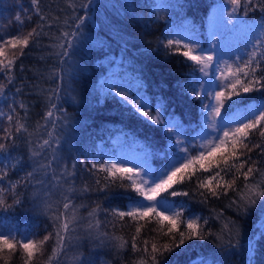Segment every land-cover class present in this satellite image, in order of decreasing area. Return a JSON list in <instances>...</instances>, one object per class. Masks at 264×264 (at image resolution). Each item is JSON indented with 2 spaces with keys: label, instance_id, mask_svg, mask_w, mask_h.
Returning a JSON list of instances; mask_svg holds the SVG:
<instances>
[{
  "label": "trees",
  "instance_id": "obj_1",
  "mask_svg": "<svg viewBox=\"0 0 264 264\" xmlns=\"http://www.w3.org/2000/svg\"><path fill=\"white\" fill-rule=\"evenodd\" d=\"M11 1L8 8L12 6V9H16V16L19 15L24 21L23 24L16 23L22 30L21 35H27L38 25L43 26L46 35H41L35 41L30 40L23 55H19L17 49L15 53L19 58L12 69V83L8 82L4 73H0V84L5 85L0 94V109L5 114L0 116V137L4 136L3 129L11 127L15 138L14 146L11 140L0 139V143L7 145V151L0 153V159L8 157L3 159V165L6 166L3 170L7 171L8 177L2 186L7 187L8 180H20L27 172L34 171L36 161L46 163L51 160V149L43 150L38 157H33L31 153L32 150H39L36 149V144L48 138V131H53V120L56 121L54 135L59 138V145H53L58 148L55 153L57 160L53 162L47 176L37 172L32 184L18 186L16 191L22 203L14 204L12 194H6L7 204L13 207L7 210L0 208V226L2 221L8 220L4 228L17 239L35 233L30 237L42 240L44 235L52 231L45 212V200L49 197L43 195L44 190L36 180L43 179L46 186H52L50 202L61 200V191L71 185L76 189L71 196L73 203L87 206L79 209L80 214L87 216V212L99 204L101 211L97 218L102 225L100 231L124 236L129 241V247L118 254L109 242L81 239L78 246L69 249L67 256L60 259L64 264H133L142 255L133 253L130 248L136 224L127 217L122 222L117 221L111 215V210H126L128 204L141 198L130 187V181H106L105 173L95 170L90 172L89 169L93 163L106 164L102 162L101 156L105 153L113 154L112 147L116 143L114 140L119 138L137 142L147 151L146 155L153 167L166 164L171 151L168 147L169 137L166 136L168 127L162 122L153 123L142 117L131 105H125L108 87V82L110 79L122 81L129 93H134L150 110L156 105L160 108L161 116L167 114L168 117H176L182 127L181 131L184 130L183 134L187 136L190 151L193 152L195 146L191 139L201 128L198 118L203 106L209 104L210 98L205 102L208 95L194 90L197 86L193 81L195 63L165 45L170 39H179L180 30L186 34L207 33L213 6L217 2L172 0L176 9L175 16H168L156 12V0H93L87 8L80 5H88V0H74L75 10L68 7V0H41L39 6L46 18L60 17L59 23H54L48 19L41 21L31 0ZM75 16L87 18L78 31L69 56L58 57L54 53L61 49L53 48L52 45L58 43L56 38L62 31L74 30L73 21H69L71 28L64 21ZM238 16H241L239 19L244 27L243 36L248 41L246 44L253 50L260 25L264 24V13L259 9L249 10L245 16L242 9ZM262 74L264 73L257 72L258 76ZM233 98L226 101L229 105L225 111L251 109L258 101L264 100V90L242 93ZM21 103L25 108H20ZM51 103H55L57 107L52 109L53 117L46 121L44 117ZM7 115L14 117L11 124ZM17 116L28 127V133L15 132ZM249 141V147L264 144L259 130L250 134ZM239 151L246 153L240 156L241 161L248 156L252 158L245 165V171L253 164L264 171V155L260 149L254 148L250 153L245 149ZM43 157H47V160ZM73 164L75 175L66 177L68 184H64L61 189L52 180V175L59 176L65 167L73 171ZM12 165L16 167L13 168ZM196 175L205 177L212 173L199 170ZM97 179L100 180L99 185L96 183ZM224 179L231 181L233 176L229 173ZM260 179L259 173H253L249 177V183H256ZM244 183L243 177H240L234 185L237 191L229 189L226 195L219 198L209 196L203 203V198L197 192L196 177L174 186L178 191L189 193L187 197H168L176 209L185 210L182 219L202 217L200 224L205 234L210 232L212 235L206 240L186 241L185 251L179 255L175 252L168 254L166 259L172 264H264V202L258 199L257 204L245 213L239 195ZM85 184L90 191H82ZM38 191L39 199L34 197V193ZM161 196H166V193ZM59 207L62 210V204ZM204 220L208 221L207 225H204ZM225 224L230 232L227 229L221 231ZM157 227L153 222L142 228L139 239L149 240V250L153 237L161 243L168 239L157 236L153 231ZM180 230H184L183 224H180ZM220 235L223 236V241L216 239ZM229 238L230 245L226 243ZM53 244V240L45 244L43 256L38 257L34 264H44L51 254ZM176 252L180 250L177 249ZM23 259L17 248L8 264H23ZM0 264H4L2 258Z\"/></svg>",
  "mask_w": 264,
  "mask_h": 264
},
{
  "label": "snow or ice",
  "instance_id": "obj_2",
  "mask_svg": "<svg viewBox=\"0 0 264 264\" xmlns=\"http://www.w3.org/2000/svg\"><path fill=\"white\" fill-rule=\"evenodd\" d=\"M93 0H88V5H80V7L87 8ZM41 0H31V4L34 7L36 14L41 21L46 19L59 23L60 17H45L42 14L40 8ZM228 3L232 6V12L229 13V19L235 17L236 13L243 9L244 15L248 14L249 10L259 9L264 13V0H228ZM68 7L75 10L74 0H68ZM87 17L75 16L69 17L64 21V24L71 28L72 24L69 21L75 23L73 31H62L60 36L57 37L58 43L52 45L53 48H59L61 51L55 52L54 55L58 57L69 56V50L74 47V40L77 37L78 31L84 23ZM30 19V17H29ZM16 22L23 24L22 18L18 15L15 17ZM50 26V25H49ZM41 35H46L43 26L38 25L37 28H33L27 33V35H16L8 39L0 37V73H4L9 83L14 80L12 69L15 66V61L19 58L15 52L12 57L8 58V51L19 50V55L24 54V48L29 45L30 40L35 41ZM256 42L253 44V51L248 54V58L243 64L238 65L235 69L231 65H227V72L231 79L223 85L225 91L216 92L213 99L215 103L204 105L206 113L213 118L220 115L221 108L224 107L225 100H231L234 96H241L242 93L247 94L252 91L264 90V74L257 75V72L264 73V24L260 25L259 35L255 38ZM165 47L173 49L176 53L182 54L187 60L200 66L199 70L204 76H208V69L213 65L214 57L212 54H205L204 51L198 47H194L192 44H181L179 40H168ZM183 49V51H181ZM260 50V51H258ZM239 59V58H238ZM63 63L64 61L61 60ZM218 68V65H217ZM224 76V73H221ZM219 79V78H218ZM211 85V81L209 82ZM5 85L0 84V93L3 92ZM20 92V89H17ZM55 95V93H53ZM118 96H121L127 103L131 104L137 112L142 116L148 118L153 123L159 124L160 116L159 112L153 116L148 111H142L141 108L145 107L140 101L130 99L127 95L117 92ZM58 98V97H57ZM51 101V97H49ZM55 103L50 104L49 110L45 114V120L48 121L52 118L54 113L52 109H56ZM20 108H25L23 103L20 104ZM210 110V111H209ZM5 115L0 112V116ZM27 115V113H25ZM58 119V118H57ZM7 120L11 122L14 120L12 115H7ZM238 126L228 127L226 129H220L218 125L213 122L209 125L214 132H221L222 135H215L212 139L207 140L206 143L199 145L196 155H192L188 148L183 147V141L177 140V146L184 153L183 156L178 157L170 167L166 168L163 172L158 174L153 173L150 169L145 170L144 175L147 179L140 177V173L132 168H126L122 164H95L91 165L89 171L95 170L96 172L105 173L104 179L106 181L114 182L119 179L121 182L124 180L130 181V187L135 193L141 197V200H133L131 206L127 210L112 209L111 215L117 221H124L127 217L130 221L136 224L135 233L131 236L130 248L133 253H142V255L133 261V264H172L171 261L166 259L168 254L176 253L179 255L186 250V241L190 240H206L212 233L205 234L203 226L200 224L202 217H184L185 210L183 208L176 209L170 203L168 197L177 196H189L187 191H178L174 186L183 184L185 180H191L193 177L197 179V192L203 198L201 202H205L209 196L219 198L221 195H226L229 189L237 191L234 187L236 180L243 177L245 183L243 189L240 190L239 195L242 201V210L247 211L257 204V200L264 202V171L253 165H249L245 171V165L251 161V156L241 161L240 156L246 155L245 152H240V149H245L247 153L253 151L254 148L260 149L262 155H264V144H254L249 147V137L252 132L259 130V135L264 140V107L257 109L253 113V118L248 119L247 122H237ZM56 121H52L53 131L47 132V139H43L42 143L36 144V149L32 150V156H41L43 150L51 149L53 152L51 160L46 163H40L36 161L37 167L34 171H29L17 181H7V187L2 186L3 182L7 179V171L0 170V208L7 210L13 207V205L7 204V193H11L14 204L22 203V200L18 198L17 188L21 184H32L35 179L36 173L41 172L47 176L48 170L52 168V164L57 160L55 153L58 151L57 147L53 145H59V138L54 135ZM4 136L0 137L3 140H11L13 146L15 144V138L13 136L12 128L3 129ZM168 131L171 133L172 127H168ZM15 132L17 134L23 132L28 133V127L22 122L21 118L17 116L15 120ZM29 135H31L29 133ZM247 141V142H246ZM31 143V141H29ZM7 151V145L0 143V153ZM47 160V157H43ZM3 159H8L4 156ZM0 159V162H3ZM231 161V163H230ZM83 164V161H80ZM16 167V165H12ZM85 167H87L85 165ZM73 171H69L66 167L59 176L53 174L52 180L63 189L64 184H68V179L75 175V164L72 165ZM203 170L205 172H211L212 175L199 177L197 172ZM223 173V175H222ZM232 174L233 179L227 181L224 176ZM253 173H259L261 179L256 183H249V177ZM137 177H140L137 182ZM63 182V183H61ZM36 183L43 189V195L49 197L45 200V212L48 214V218L51 222L52 231L44 235L42 240H36L30 238V235L22 236L17 239L12 236L11 233H0V258L4 260V264H8V260L11 255L15 254L17 248L21 251L23 256V264H34V261L38 257H42L44 253V246L49 240H53L54 244L51 249V254L47 257L44 264H64V261L60 259L62 256L66 257L69 249L78 246L81 239L85 240H99L101 243L109 242L116 249L117 253H123L129 247V241L124 236L116 235L114 232L109 234L107 232H101V221L97 218V214L101 211L100 205L91 208L87 212V216L80 214L79 209L81 207H87L86 205H75L71 199V196L75 194L76 189L69 185L66 189L61 191V200L50 202L51 185L46 186L43 179L36 180ZM96 183L99 185L100 180L97 179ZM123 186V183H121ZM107 187V184H105ZM102 190V189H97ZM83 192L90 191L87 184L83 186ZM162 193H166V196H161ZM34 197L39 199L40 192L34 193ZM158 197H160L158 199ZM54 204L56 207H54ZM62 204V210L59 207ZM238 206V207H241ZM106 211V210H105ZM144 222L143 224L141 222ZM155 222L158 226L153 229L157 236L160 238L167 237L163 243L159 242L156 237L152 238L151 249L149 250V240H140V234L142 228L147 224ZM204 225L208 224L207 220L203 221ZM180 224L184 225V230H180ZM228 228L225 224L222 232ZM217 240L223 241V236H217ZM229 245L231 239L226 241ZM238 243V242H237ZM142 245V247H141ZM179 249L180 252H176Z\"/></svg>",
  "mask_w": 264,
  "mask_h": 264
},
{
  "label": "rangeland",
  "instance_id": "obj_3",
  "mask_svg": "<svg viewBox=\"0 0 264 264\" xmlns=\"http://www.w3.org/2000/svg\"><path fill=\"white\" fill-rule=\"evenodd\" d=\"M156 2L157 3L155 6V10L156 12H158V14L163 13L167 14L168 16H175L176 9L174 1L166 0L165 2V0H156ZM215 2L217 3L215 4V6H213V12L211 13L210 18L211 21L206 30L207 33L204 31V33H201L200 35H197L193 32L191 34H186L184 31L180 30L179 39H174L179 40L181 44H192L194 47L202 49L205 54L213 55L214 62L213 65L207 70L209 73L208 76H204V74L200 72V66L197 64H195L193 70V81L194 83H197L198 86H196L194 90H197V92L202 91V93L207 94L208 97H206L205 102L207 98H210L208 102L209 104L215 103L213 99L215 93L219 91H225L223 85L231 79V77L228 75L226 66L231 65L233 69H235L238 65L243 64L244 61L247 60L248 54L253 51L246 44L248 43V41L243 36L244 27L241 26L242 21L240 22L241 19H239L241 16H238V14L241 15L242 9L239 10L236 13L235 17L230 20L229 13L232 12V6L228 3V0H215ZM11 3V0H0V15H2V17L0 16V37L4 39H8L16 35H21L22 33V30L16 24L17 22H15L16 9H12V6L10 8H8L7 6L11 5ZM16 51L17 49L8 51V56H12L13 52ZM1 58L3 57H0V59ZM222 72L224 73L223 77L221 76ZM210 81L212 82L211 85L209 83ZM108 87H111L114 94L120 92L127 95L130 99L139 101V98L135 96L134 93H129L128 87H124L122 81L110 79V82H108ZM116 96L120 100H122L125 105H131L124 99H122L121 96H118L117 94ZM226 101L227 100H225L224 107L221 108L220 115L215 118L208 115L203 108V111L200 113V116L198 118L199 122L201 121V128L198 129L195 134H193V138L191 139L192 141H194L193 145L195 146V148L193 147V152L190 151L191 148L188 146L189 142L187 141V136L186 134H183L184 130L183 132L181 131L182 127L179 126L176 117H168L167 114L161 116L160 108L158 106L154 105L153 109L150 110V108L145 105V107L141 108V112L148 111L153 116H155L156 113L159 112L160 121L162 123H165V126L172 127L171 133L168 131L166 134V136L169 137L168 147H170L171 150L168 156L169 160L166 162V164L153 167L149 163V158L146 155L147 151L144 148H141L135 141H126L125 139L121 138L114 140L116 143H114L112 147L113 154L105 153L101 156L102 162L106 164H122L126 168L135 169L140 173V177L147 179L148 177L144 175L145 170L150 169L153 173L158 174L160 172H163L166 168L170 167V165L178 157L184 155V153L177 146V140L183 141V147L188 148L192 155H196L197 150H202L199 149L200 144L206 143L207 140L212 139V137L215 135H222V131L214 132L213 129L209 127V125L213 122V119L220 129H226V126L234 128L238 126L237 122H247L248 119L253 118V113H255L257 109L264 107L263 100L258 101L255 106H251V109L247 108L242 111H240V109L236 111H225V109L229 105V103H226ZM3 102H6V100L3 99ZM140 102L142 103V101ZM131 107L133 106L131 105ZM0 112L3 113V109H0ZM3 164V162L0 163V170L6 168V166ZM140 177L136 178L137 182H139ZM159 198L160 197H158V199ZM130 206L131 204H128L126 206V210ZM7 221L8 220L2 221L0 226V233L6 234L8 232V230L4 228L5 225H7ZM3 229H5L6 231ZM30 238L36 239L35 237Z\"/></svg>",
  "mask_w": 264,
  "mask_h": 264
},
{
  "label": "bare ground",
  "instance_id": "obj_4",
  "mask_svg": "<svg viewBox=\"0 0 264 264\" xmlns=\"http://www.w3.org/2000/svg\"><path fill=\"white\" fill-rule=\"evenodd\" d=\"M191 43V42H190Z\"/></svg>",
  "mask_w": 264,
  "mask_h": 264
}]
</instances>
